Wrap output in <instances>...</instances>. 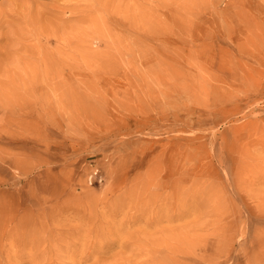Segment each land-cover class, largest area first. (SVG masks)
<instances>
[{
	"label": "rangeland",
	"instance_id": "1",
	"mask_svg": "<svg viewBox=\"0 0 264 264\" xmlns=\"http://www.w3.org/2000/svg\"><path fill=\"white\" fill-rule=\"evenodd\" d=\"M12 1L29 61L20 125L0 114V264H264V0H115L98 24Z\"/></svg>",
	"mask_w": 264,
	"mask_h": 264
},
{
	"label": "bare ground",
	"instance_id": "2",
	"mask_svg": "<svg viewBox=\"0 0 264 264\" xmlns=\"http://www.w3.org/2000/svg\"><path fill=\"white\" fill-rule=\"evenodd\" d=\"M87 4H84V3ZM92 2L97 3L96 8V15L94 18H91L89 13L87 11L89 10V7H92L90 5ZM13 4L14 5V10H8L5 12L4 10L1 11L0 13V30H3L4 28L8 29L9 31L0 34V43L2 41H7L8 44H4L3 46L0 47V56L4 55L5 60L3 63L0 64V114L5 113V115L11 116L12 118H15L17 120V123H15L14 126L18 127L20 124L19 122L21 121V114H22V109H23V98L21 96V89L23 88V84L25 83L24 75L22 72L23 65L25 61H29V59H25V47H24V33L25 31L21 30V27L19 25H16L14 28L13 23L17 22L18 23V18L21 17V14L19 12L20 4L18 1L11 3H8V7ZM64 8L60 9L58 11V14L60 15V18L64 16L65 12H68V14H73L74 11H76L79 15L85 18V21H91L95 24L100 23L103 20V14L102 13H112V12H118L114 11L112 5L117 7L115 0H64ZM19 7V8H18ZM20 14V15H19ZM81 22V21H79ZM82 23V22H81ZM12 28V29H11ZM11 29V30H10ZM31 28H29L30 31ZM33 30V29H31ZM77 31V30H76ZM74 30L73 36L76 38L75 43H81L83 45V40H85L88 36L81 31L76 32ZM24 32V33H23ZM34 33H38L37 30H34ZM38 36V34H37ZM102 34L99 32L96 34L95 40L98 43H101L102 41ZM73 39L72 37H70ZM74 40V39H73ZM45 40H43L44 42ZM38 46V44H37ZM74 47H77L76 45H73ZM47 57H44V60L46 61ZM29 63V62H28ZM32 67L31 72L33 71V74L37 73L39 71L38 65L35 63H29ZM45 72L44 79L45 81L48 76L47 69L43 70ZM27 81L29 82H37L39 79L33 75L32 77L28 78ZM29 84V83H28ZM90 223L86 221L84 218L81 221V230L83 229L84 225H89ZM20 230V227L16 229L15 231ZM29 233V232H28ZM35 235V234H34ZM38 240H25V245L29 243L33 250H36L37 248L41 249L42 252H46L44 244L47 243L40 235L34 236ZM189 241L184 238L183 240H179L180 243V251H182L184 248L185 249V255L188 256H193V254L190 252V244L188 243ZM53 247L54 252H56L57 249V243L51 242L50 243ZM44 246V247H42ZM206 248H209L208 246ZM57 253V252H56ZM173 252H169V256ZM201 259V257H199ZM204 258V257H203ZM166 258L165 260H167ZM212 258L206 259V261L209 263L211 262ZM205 260V259H203ZM215 260V258H213ZM51 264H53L52 259L50 260ZM218 263V261H216ZM165 264H175L173 259H169L166 261ZM178 264H187V261H181ZM188 264H190L188 262Z\"/></svg>",
	"mask_w": 264,
	"mask_h": 264
}]
</instances>
